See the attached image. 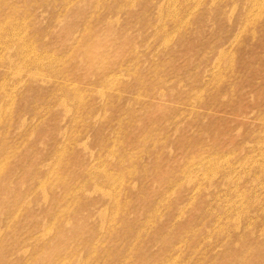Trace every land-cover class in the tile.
<instances>
[{"label": "rangeland", "instance_id": "rangeland-1", "mask_svg": "<svg viewBox=\"0 0 264 264\" xmlns=\"http://www.w3.org/2000/svg\"><path fill=\"white\" fill-rule=\"evenodd\" d=\"M0 264H264V0H0Z\"/></svg>", "mask_w": 264, "mask_h": 264}]
</instances>
